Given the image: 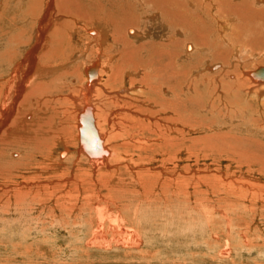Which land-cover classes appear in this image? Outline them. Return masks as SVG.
<instances>
[{"label": "rangeland", "instance_id": "374dc122", "mask_svg": "<svg viewBox=\"0 0 264 264\" xmlns=\"http://www.w3.org/2000/svg\"><path fill=\"white\" fill-rule=\"evenodd\" d=\"M60 1L61 0H54V7L56 10L53 11V15H55H48L47 21L49 20L50 25L48 24L47 26H44V29H47H45L46 33L43 36L40 35V38L38 40L36 39V36L34 34H40H38V28H40V26L42 25L41 20L43 19L41 17L45 19L47 0H0V81L8 78L13 70L14 64L21 62L24 55L32 48H35V46L36 50L38 49V51L36 52L37 58L39 57L38 60H41L44 57V59L39 62L43 64V67H46L45 70L42 69L43 71H41L40 74L39 72L38 74L36 73L37 75H35L34 77L35 81L34 78L33 80H31L32 87H30V90H32L34 86L39 87V89L37 88L31 91L33 95L34 93H38V96L35 97L30 95L28 104L31 108L27 105V108L29 110L28 113L32 112L33 115H31L32 117H29L31 121H33L31 125H29V127L33 128L34 126L36 132L32 129H30V132L29 130L28 132H21L23 138H26L29 144L27 141H21L18 144H11L13 145L12 150V148L8 147L10 144V138L7 139V142L0 141V176L3 175L13 177L14 181L16 182H20L21 176H29L31 174H35V172L37 173L39 171L38 166H49L53 164L51 162L54 159H43L41 153L43 152L44 155H47L48 152L52 150V152L54 151L52 156L53 158H56L58 151L60 152L61 150H64L62 145H59L58 143L56 144L54 139L51 137L59 134L62 127L66 128V132L64 134L67 135L72 145V147L69 148L71 152H69V154L67 155V157L69 159L71 158V160L67 161L65 166H68V168L70 167V171L71 169H73L72 171L74 172L76 171V167L71 166V164L73 162L72 160H75V157H78V154L76 152L78 141L76 140L75 136L77 134V130L75 128V125L77 124L75 115H77L79 103L75 98H73V96H71V93H73L72 89L79 90V88L81 89V87L85 85L84 83H87L88 79L86 78L87 75H85L84 67H87L98 58L104 59L107 57H104V49L100 47L101 45H99L94 40V38H92V36L88 32H86V28L89 26H86V22L78 19L79 24H72L73 18H70L71 15H68V13H75L78 8H81V5L78 4L76 0H71V2L70 0ZM105 1L106 0H103V2ZM124 1L125 8H120V11L124 9V13L130 16H134V14L136 16H140H134V18L136 19L134 21V24L132 25L130 24L125 27L112 25L111 30L113 29L117 32H120L118 35L122 33L125 34L129 39H134V41H132L134 42L132 43V45L135 44V46H137L144 43L145 49H149L153 45V42H155L154 44H160L168 39L169 31L167 32V30L162 28L159 22L155 23L157 22L158 18L154 17L153 14L151 15V13L153 12V7L150 4H147L142 0L139 1L140 3L138 2V0ZM231 1L234 2L231 4L234 6L236 5V3L239 4L242 0ZM249 2H252L253 6H255L256 9H261L262 7L264 8V2L262 1L258 2L257 0H249ZM55 3H60V7L58 8L59 5H57L56 7ZM73 3L74 5L76 4V6H74ZM245 3L248 4V2ZM245 3L243 2L241 5H244ZM129 4H132V6H130ZM142 6H144V8ZM145 6H147V8H145ZM31 7H33L34 9H32ZM90 7V10L93 9L92 6ZM130 7L132 8V10H130ZM227 8L229 9L230 6H226L225 9ZM87 9H89V6H87ZM125 9L127 11H125ZM57 10L58 12H56ZM113 10L114 8L111 9V11ZM114 11L115 14L113 13ZM114 11L112 12V16L115 17L116 15L119 17L121 15L119 9V12H117L116 10ZM34 12H37L36 15H34ZM63 13L65 15H63ZM116 13H120V15ZM229 15V22H233V25H239V22H242H240L242 28L239 29V31L242 30L243 32H237L238 30L234 31L230 28L225 36L223 34L218 36L219 40L217 38L216 39L219 41V43L217 42L218 45L216 43V48L215 46L212 48V50L215 48L213 50V52L215 53V57H213L212 53H209L211 52L210 48L207 47L203 49L204 51L197 48V51H199L197 52L195 50L196 55H198L197 60H201V58L204 57L203 63L200 64L201 67L196 69H192L191 67L190 69L185 70L184 74L179 76L178 79L172 80L175 88L178 90L177 92H175L176 95H172V100H176L175 102L177 103H179L178 101L184 100L181 103L182 105L179 103V113L181 112L180 114L183 117L185 114V117L188 118V120L190 119L189 121L187 120L188 123H194L195 125H197L194 128L187 127L185 133H187V135H189L190 137L197 138L198 141L195 138L194 141H192L191 138L189 139V143H191H188L189 145H187V147H181L182 145H176V148L168 147L165 150V154H169L164 155L165 157L161 154H158V156L160 155L158 157L155 156L156 153L153 150L154 148L157 149V141L156 139H154V137H152L149 141L151 143L149 144L152 145V148L149 150V152L144 153V155L146 156L149 153L147 157H143L141 159H138L139 157H136L132 161H130L129 159H123L124 162L122 160H120L119 162H114L115 164L119 165L120 169H122L121 173L124 175L120 176L126 178L127 183L124 185L122 184V186L131 187L135 185L136 187V184H132V181L134 180L133 178H136V174L139 170H142L141 172L144 171L145 179H149L148 184H145V187H138L139 192H137V194L136 192L135 194L134 192H128L131 194V196L127 192L122 193L116 191L115 193V188L118 187V184H113L114 181H112L111 183L109 182L108 176L110 175L108 173L107 175H98L99 173H95L94 175L93 172L90 171L91 168L86 165V157H81L83 161H81L80 165L78 166H81V168L85 167L84 169L86 170L89 169L86 171V173L85 170H83L82 173L80 172V174H85V176L88 173V178L87 176H82L80 182L82 183V178L90 180V183H88V181L86 180L85 184V187L88 186L89 188H91V184L93 186L96 182H98V188H102L100 189L101 193L99 192V194L97 192L86 193L82 190V188L79 189H81L83 192H80L77 189V191H74L73 189L72 192H69V195L67 194L68 192H65V194L64 192L60 191L39 192L40 194L38 192H31V194L30 192H21V194L20 192H13V189L11 190V192H7L6 186L5 188H2L3 185L1 184V182L3 183V181L0 178V264H264V147L262 148L259 144L253 141V139H257L261 142H264V85L262 86L264 80H258L254 77L253 79L250 74L258 67L264 66V18L255 16L254 18L256 19H253V14L249 13L248 17H246L245 19L250 20L245 21V19L240 20L239 16H233L235 14ZM123 18L124 16L121 15V21L123 20ZM231 18H233L232 20L234 21H232ZM61 19L62 22H64L62 24L56 25L55 23H58ZM66 19H68L69 21ZM243 23H245V25ZM67 24L69 25L68 28ZM123 24L126 25V23ZM75 27L77 31H75ZM129 28H135L142 32V38H140V36L133 37L130 33L128 34ZM57 30H59V33ZM60 30L62 32H60ZM52 34L56 36L57 40L63 38L64 41L62 40L63 42L60 43L56 40L55 42V37ZM111 35L112 33L110 32V40L108 39L107 46L108 48L109 46H111L110 51H113L112 55L113 53L117 55L118 52H115V50L112 49H115V47L117 46L119 49H117L116 47V51H119L121 49V46L115 44V41H113V39H115L116 36ZM227 35H229V37ZM60 36H62V38H59ZM89 36H91L90 41ZM240 36L242 37V39L237 40V38H241ZM178 37L181 36H177V38ZM43 40L45 43L43 42ZM135 40H137L138 43L135 42ZM223 40L226 42H224ZM48 42L50 44H48ZM41 43L45 44V47L42 46ZM191 43L193 44L195 42L192 41ZM60 44L63 46H61ZM70 44H72L73 46ZM51 46L58 50V54L60 55L59 57H52L49 55V53H46L48 52L46 48H52ZM60 46L61 48H58ZM85 47L87 48V50ZM39 49H41L40 53ZM177 49H179V47ZM44 52L46 53V56ZM90 52L93 54H91ZM8 53H10V55H8ZM148 55L150 54H147V52L143 51V55L139 54L140 57H138L137 59L141 62L142 57ZM4 56L5 58H2ZM205 57L210 59H208L207 61V58L205 59ZM54 58L57 59L54 60ZM118 58L115 57L114 62H118L117 64L119 65L121 64V59L119 60ZM164 59L167 60L166 58ZM8 60L11 61L9 62ZM149 60L151 62V60L153 59L149 57ZM185 61L187 63L190 62V64H192L191 62H193L196 65L194 59H191L190 61L186 58V56L183 55L180 63L177 64V66L179 65L177 67V71H180V68L183 69V66H190V64H187ZM44 63L48 66L49 64L54 66L56 65V63H59L61 65L59 68L61 70L64 69V71H61L60 69L57 71H55V69L51 70V66H44ZM152 65H154V63ZM157 65L158 64H155V66ZM126 66L124 67L125 69ZM155 66L152 67L155 68ZM65 67H67V69ZM211 67L218 68L212 70ZM207 68H209L211 71ZM207 70L209 71L207 72ZM105 72H103L102 76L103 83L106 82V80H108L109 78L108 74ZM204 72L206 74H201ZM143 74L144 69L142 71V74L140 75H142L143 77ZM38 75L42 76L39 77ZM140 75L138 76V78H140ZM125 76L126 75H124L123 77ZM207 76L209 77L207 78ZM248 76H251V79ZM191 77H194L192 80L194 83L191 82V86H189L188 88L184 87L181 83L183 82L187 84L189 79H192ZM197 78L199 79V82ZM237 78L241 81H244L245 83V87H243L242 90L235 89L236 83L234 84V82H236ZM51 80L56 81V84L55 82L52 83ZM200 80H202V83ZM221 81L223 84L221 83ZM49 82L51 83V85L47 84ZM127 86H129V84ZM227 86L233 89L231 90V88H227ZM200 88L203 90H201ZM222 89L224 90V92L222 91ZM227 89L230 90V92H228ZM37 90L40 92H38ZM145 90V88L138 85L136 91L133 92V94L135 93L140 95L137 100H142L141 93ZM200 90L201 92L203 91L202 94ZM204 90H207L209 94L207 91L204 92ZM219 91L221 93H219ZM117 93L118 92H112L109 97ZM193 94L195 95L193 96ZM197 94L199 96L202 95L203 100ZM219 94L222 95V99L220 98L221 95ZM134 95L131 96V98L136 97ZM39 96H42L41 100ZM190 97H193L194 101L196 100L195 102L197 103L191 101ZM198 97L201 98V100ZM44 99L47 101V103H42V101L46 102ZM69 99L73 101L71 102ZM134 99L135 98H129L127 100L131 101H129V103H131V107L137 108V102L135 103ZM200 101H202L201 104ZM207 101H209V103ZM212 101L217 104L214 107L215 109H212L213 106L211 107ZM34 102L35 104H33ZM192 102L199 106H196L199 109L202 106H205V110L203 108L201 110H194L193 106L191 105ZM204 102L205 104H202ZM238 103H240V106ZM55 104H57V106ZM139 104L141 105V107H139V109L141 110L140 112H147L145 110H147L146 108L149 107L147 105H144L142 102H140ZM207 105H209L210 109ZM63 108L64 110H66L64 111ZM68 108H70L71 110ZM34 109H37L39 111H35ZM115 109L116 108L113 106L108 107V112H111L113 117L116 114ZM151 109H153V107ZM181 109L184 111L183 113ZM57 112L59 113L57 114ZM74 112H76V114ZM127 112L135 114L133 110L132 112ZM67 113L68 115H66ZM161 114L164 115L163 113ZM60 115L62 117H59ZM162 115L159 116L162 117ZM41 116L44 117V120H41ZM69 116L70 118L74 116V118H71L70 120ZM23 117L20 120L21 122L24 120ZM57 117H59L58 120L62 124H58L59 121L57 120ZM185 117L184 119H186ZM64 119H68V121H64ZM56 120L58 123H56ZM118 121L120 120L118 119ZM65 123H70L69 125L71 126L66 127L68 126V124ZM181 127L182 125L177 126V128ZM107 128L113 129L111 126H108ZM55 129L58 132H55ZM38 130L42 131L40 133L42 135L43 131H47L46 133L47 135L49 134L48 136H50V138L47 139L46 142L43 141V143L41 141L42 137L39 136L40 134ZM189 130L191 132H189ZM0 137L2 139L4 138L2 134L0 135ZM121 138L122 137L118 139L119 143L128 140L125 134L124 137L122 139ZM25 144L27 145V147L25 146ZM38 145L40 148L38 147ZM73 145H75V147ZM32 146L35 148V150L34 148H32ZM49 146L51 147L49 148ZM55 146L57 147V149L55 148ZM259 147H261V149ZM8 149L11 150L9 151ZM11 151L20 153L18 154V156H15ZM188 153L192 154L189 155ZM85 154L88 156L87 153ZM245 156H247L246 159ZM259 156L261 158L260 160L258 159ZM31 157L33 160L31 159ZM150 159L152 163L151 161H149ZM48 160L50 161V163L48 162ZM260 161L262 165L260 164ZM130 162L133 163L131 165L132 167L135 166L132 170H130L131 166L128 167V164H131ZM137 164L138 166H136ZM140 167L142 168L140 169ZM159 169L160 173L158 174ZM19 171H21V173H18ZM130 171L132 172L130 173ZM148 172L152 176H149ZM163 172L166 173L164 174ZM103 173L105 174L106 172ZM162 173L164 174V176H161L163 175ZM167 173L170 174V176ZM157 174L158 176H156ZM98 177H100L101 179H99ZM93 178H98V180L95 181L93 180ZM73 180L75 181L74 178L71 181ZM105 181H107V183H105ZM151 181L153 182L154 186L157 185V190L155 192L150 191L152 190L151 187H153L151 186ZM163 183H165V186H162ZM101 185L104 186L102 187ZM166 186H168L169 188ZM183 186H186L188 188V192L182 193L180 191ZM107 188L108 190H106ZM2 189L6 192H4ZM169 190H171L172 192ZM178 190L179 193L173 195V192H178ZM76 192L78 195L76 194ZM48 193L49 195H47ZM61 194L64 195L62 196ZM153 194H155L156 196H154ZM35 195L40 196H38L39 198H37ZM140 195L142 196L140 197ZM15 198H20V200L18 199V201H16ZM104 198L106 199V201ZM107 198H110V200ZM111 199L112 201L117 202L116 205H114L113 202L111 203ZM30 200L31 202H28ZM152 200H154L155 202ZM24 201H26L27 203H24ZM96 201L99 203L101 202L102 204H99ZM39 202H41L42 204ZM43 202H45V204ZM63 202L66 203H64L66 206L63 204ZM118 202L120 205L119 207ZM53 203L54 205H52ZM60 203L63 204V207H61L62 205H60ZM30 204L32 205V207L30 206ZM48 205H50V208H48ZM64 207H66V209ZM59 208L62 210L59 211ZM74 208L78 209L76 210ZM98 208H104L106 210L111 208L114 217L118 214H122V217L126 219V222L123 221L124 225H121L120 221L114 223L109 218L103 219V221L99 220ZM63 210L66 211L64 212ZM81 210L82 212L84 211V214L80 212ZM48 212L51 214L50 216L52 218L48 216ZM65 213L72 215L70 216ZM88 216L89 218H87ZM63 218H66L65 221L67 223L63 220ZM70 220L71 222H68ZM74 220L77 221L75 222ZM99 221H102L103 223L100 224ZM96 228L97 231H94L96 230ZM98 229L102 231V233ZM95 232L99 233L101 236L99 234L95 235ZM131 235L133 236L131 237Z\"/></svg>", "mask_w": 264, "mask_h": 264}, {"label": "bare ground", "instance_id": "6f19581e", "mask_svg": "<svg viewBox=\"0 0 264 264\" xmlns=\"http://www.w3.org/2000/svg\"><path fill=\"white\" fill-rule=\"evenodd\" d=\"M41 1V0H40ZM62 1V0H61ZM60 1V2H61ZM65 1V0H63ZM129 1V0H127ZM133 1V0H132ZM137 1V0H136ZM135 1V2H136ZM140 0H138L139 2ZM143 2L150 4L153 7V12L151 13V15L153 14L154 17L158 18L157 22L155 23H160V26L162 28H164L165 30H167V32L169 31V35H168V39H166L163 43L160 44H154L155 42H153V45L149 48V49H145V44H140L135 46L132 45V41L131 39H129L125 34H120L118 35L120 32H117L115 30H111V26L115 25V26H120V27H125L128 25H132L134 24V21L136 18H134V16H136L134 14V16H130L126 13H124V9H122L121 12L120 8H125L124 7V0H106L105 2H103V0H76V2L78 4L81 5V8L75 12V13H68V15H71L70 18H73V22L72 24H79V20H83L84 22L87 23L86 26H88L86 29L92 38H94V40L101 45L100 47H102L104 49L103 51V55L104 57L107 56L106 58L102 59V58H98L96 59L94 62H92L91 64H89L87 67H84V72L85 75H87V83H84L85 85H83V87H81V89L79 88V90L77 89H72L71 96H73V98H75L77 100V102L79 103V109L77 110V115H75L76 117V121L77 124L74 126L77 130V134L76 136V140L78 141V145L76 148V152L78 154V157H75V160H72V164L71 166L76 167L75 168V172L72 171L73 169H71V171L69 170L68 166H65L67 161L71 160V158L69 159L67 157V155L69 154V152H71L69 150L70 147H72L71 145V141H69L68 137L66 134H64L66 132V128L62 127V129H60V133L55 135L54 137L51 136L54 141L56 142V144L58 143L59 145H62L64 150H61L60 152L58 151L57 153V157L53 158V153L52 150H50L48 152L47 155H44L43 152L41 153L43 156V159H49L52 160L54 159L51 163V165L49 166H38V172L35 174H31V175H24L20 177V182H16L14 181L13 177H9V176H0L1 180L3 181V183L1 182V184L3 185L2 188H5V186L7 187V192H11V190L14 189L13 192H68L67 194L69 195V192H72V190L74 189V191L79 190L80 192H97L99 194V192L101 193L100 189H102L100 187V189L98 188V182H96L93 186L91 184V188H89L88 186L85 187L86 185V180L85 178H82V183L80 182V179L82 176H85L80 174V172L82 173L83 170H85V173L87 170L89 169H84L85 167L81 168L80 162L83 161V159H81V157H86V165L88 167L91 168V172H93V174L95 175V173H99L98 175H107V173L110 175L109 177V182L111 183L112 181L113 184H118V187H113L115 188V193L116 191L119 192H139V186H143L145 187V184H148L149 179H145L144 177V171L141 172L142 170H139L136 174V178H133L134 180L132 181V184L135 183L134 186L131 187H135V188H131V187H127V186H122V184H126V178L125 177H121L120 175H124L121 173V170L119 165L115 164L114 162H119L120 160L123 161V159L126 160H134L136 157H139L138 159H141L143 157H147L149 155V153L146 155H144V153L149 152V150L152 148V145H150L151 143L149 142L151 140L152 137H154V139H156L157 143V149L154 148V152L156 153L155 156H158V154H161L162 156L167 155L169 153L165 154V150L168 147H173L176 148V145H182L181 147H187V145H189V139L192 138V141H194L193 137H190L189 135H187L186 132V128L187 127H195L197 125H195L194 123H188V118L184 117L186 119H184V117L179 113L178 109L179 108V103L181 104L182 101H178L179 103L175 102L174 100H172V95H176L175 92H177L178 90L175 88V85L173 83L172 80H176L178 79L179 76L183 75L185 70H188L192 67V69H196L201 67L200 64L203 63L204 57L201 58V60H197V56L196 55V51L198 49H205V48H210L213 57H215V53L213 52V50L217 47L215 46L216 43H219V38L218 36H220L221 34H223L224 36L227 34V31L230 30V28L232 30H238L237 32H241L239 31V29L242 28V25L239 22V25H233V22L230 23L228 18L229 14H235L233 16H239L240 20L245 19L246 17H248L249 13L253 14V19L255 16L258 17H263L264 18V8L262 7L261 9H256L255 6H253L252 2H249V0H240L242 3L244 2H248V4H244L241 5L242 3L240 2L239 4L236 3V5H231L232 3H234L231 0H142ZM258 2H264V0H257ZM37 2V1H36ZM46 2V1H45ZM56 2V1H55ZM59 2V1H58ZM71 2V0H70ZM75 2V3H76ZM131 2V1H130ZM236 2V1H235ZM238 2V1H237ZM256 2V1H255ZM132 3V2H131ZM140 3V2H139ZM144 3V4H145ZM56 4V3H55ZM66 4V2H65ZM128 4V3H127ZM146 4V5H147ZM58 6V8L60 7V3L56 4V7ZM68 5H69V1H68ZM74 5V3H73ZM130 5V4H129ZM141 5V4H140ZM225 5V7H224ZM67 6V5H66ZM76 6V4L74 5ZM87 6H89V9H87ZM90 6L93 7V9L90 10ZM132 6V4L130 5ZM226 6H230V8L225 9ZM144 8V6H142ZM30 8V7H29ZM32 9H34L33 7H31ZM77 8V7H75ZM116 10L117 12L120 11L121 15L124 16L123 20L121 21L120 19V13H116L118 15H120L119 17L115 15L112 16V12L111 9ZM145 8H147V6H145ZM40 9V8H39ZM62 9V8H61ZM59 9V10H61ZM72 9V8H71ZM85 9V10H83ZM119 9V11H118ZM134 9V6H133ZM45 10V9H44ZM56 10L54 7V0H47V4H46V12H45V19L43 17H41L43 20H41L42 25L40 26V28H38V34L36 35V39L39 40L40 35L43 36L46 33V30L44 29V26H47L49 24V20L47 21V17L48 15H53V11ZM70 10V9H69ZM76 10V9H75ZM130 10H132V8L130 7ZM125 11H127L125 9ZM129 11V10H128ZM33 12V11H32ZM41 12V11H40ZM58 12V10L56 11ZM64 12V11H63ZM136 12V11H135ZM227 12V13H226ZM37 13V12H36ZM36 13L34 12V15H36ZM55 13V12H54ZM111 13V14H110ZM115 14V11L113 12ZM61 14V13H60ZM131 14V13H130ZM30 15V14H29ZM55 15V14H54ZM53 15V16H54ZM63 15H65L63 13ZM33 16V15H32ZM44 16V15H43ZM51 16V17H53ZM140 16V15H138ZM136 16V17H138ZM230 16V15H229ZM57 17V16H56ZM59 17V16H58ZM232 17V16H231ZM33 18V17H32ZM55 18V17H54ZM53 18V19H54ZM68 18V17H67ZM228 18V19H227ZM31 19V18H30ZM52 19V20H53ZM139 19V18H138ZM160 19V20H159ZM233 18H231L232 20ZM239 19V18H238ZM249 19V18H248ZM33 20V19H32ZM31 20V21H32ZM39 20V19H38ZM37 20V21H38ZM58 20V19H57ZM68 20V19H66ZM71 20V19H70ZM159 20V21H158ZM250 20V19H249ZM247 19H245V21H249ZM69 21V20H68ZM67 21V22H68ZM121 21V22H120ZM133 21V22H132ZM234 21V20H232ZM252 21V20H251ZM250 21V22H251ZM40 22V23H41ZM61 22V23H60ZM64 22V21H63ZM62 19L59 20L58 23H55L56 25L62 24ZM150 22V21H149ZM249 22V24H250ZM123 23H126L123 24ZM242 23V22H241ZM246 23V22H245ZM245 23H243L245 25ZM53 24V23H52ZM85 24V23H82ZM38 25V24H36ZM50 25V24H49ZM68 25V24H67ZM70 25V23H69ZM69 25L67 26V28L69 27ZM250 26V25H249ZM245 27V26H244ZM243 27V28H244ZM247 27V24H246ZM248 29V28H247ZM263 29V28H262ZM49 30V28H48ZM56 30V29H55ZM244 30V29H243ZM54 31V30H53ZM59 33V30H57ZM65 31V30H64ZM74 31V30H73ZM75 31L76 27H75ZM233 31V32H234ZM259 31V30H258ZM36 32V31H35ZM48 32V31H47ZM60 32H62L60 30ZM110 32L112 33L111 36H116L113 37L115 39H113V41H115V44L121 46V49L119 51H116V47L115 52H118V54H114L112 55V52L110 51L111 46H109L108 48V39L110 38ZM172 32V35H171ZM232 32V34H233ZM243 32V31H242ZM260 32V31H259ZM262 32V31H261ZM37 33V32H36ZM131 34L133 37L134 36H140V38H142L141 34L142 32H140L139 30L135 29V28H129L128 30V34ZM236 33V32H235ZM166 34V32H165ZM241 34V33H239ZM54 35V34H52ZM51 35V36H52ZM56 35V33H55ZM55 37V42L57 40L56 36ZM58 35V34H57ZM145 35V34H144ZM171 35V36H170ZM258 35V34H257ZM89 36V38L91 37ZM170 36V37H169ZM177 36H181L178 37ZM229 37V35H227ZM137 37V38H138ZM163 37V36H162ZM241 37V36H240ZM50 38V37H49ZM59 38H62V36H60ZM132 38V37H131ZM135 38V39H137ZM166 38V37H164ZM218 40H217V39ZM221 38V37H220ZM263 38V37H262ZM10 39V38H9ZM35 39V41H36ZM51 39V38H50ZM65 39V38H64ZM71 39V38H70ZM242 39L241 38H237V40ZM34 40V39H33ZM42 40V38H41ZM54 40H53V44H54ZM62 39L57 40L58 42H63ZM88 40V39H87ZM91 40V38L89 39V41ZM110 40V39H109ZM194 41L195 43H191L192 41ZM217 40V41H215ZM222 40V39H221ZM236 40V39H235ZM12 41V39H11ZM14 41V39H13ZM75 41V40H74ZM93 41V39H92ZM224 41V40H223ZM250 41V40H249ZM260 41V40H259ZM16 42V41H15ZM42 42V41H41ZM44 42V40H43ZM72 42V41H71ZM135 42H137V40H135ZM226 42V41H224ZM248 42V41H247ZM34 43V42H33ZM45 43V42H44ZM107 43V44H106ZM138 43V42H137ZM217 43V45H218ZM232 43V42H231ZM237 43V42H236ZM241 43V42H240ZM263 43V42H262ZM42 44V43H41ZM40 44V46H41ZM48 44H50L48 42ZM46 44V45H48ZM88 44V43H87ZM86 44V45H87ZM147 44V43H146ZM224 44V43H223ZM242 44V43H241ZM52 45V44H51ZM61 45V44H60ZM72 45V44H70ZM85 45V44H84ZM230 45V43H229ZM233 45V44H231ZM23 46V45H22ZM35 46V45H34ZM38 46V45H37ZM42 46L45 47V44H42ZM63 46V45H61ZM58 47V48H61ZM73 46V45H72ZM132 46V47H131ZM215 46V48L212 50V48ZM52 47V46H51ZM55 47V46H54ZM98 47V46H97ZM147 47V45H146ZM179 47V49H177ZM239 47V46H238ZM237 47V48H238ZM49 48V49H48ZM64 48V47H63ZM62 48V49H63ZM77 48V47H76ZM86 48V47H85ZM92 48V47H91ZM198 48V49H197ZM236 48V49H237ZM30 49V48H29ZM42 49V47H41ZM39 49V53L40 50ZM72 49V48H71ZM90 49V48H89ZM117 49H119L117 47ZM45 50V49H43ZM46 50H48L50 56H55V57H59L60 55L58 54V50H56L55 48H50L47 47ZM74 50V49H73ZM87 50V48H86ZM92 50V49H91ZM196 50V51H195ZM209 50V49H207ZM11 51V50H10ZM9 51V52H10ZM14 51V50H13ZM38 51V49L36 50V46L35 48H32L31 50H29L23 57V60L21 62L15 63L13 66V70L11 72V74L9 75L8 78H6L5 80L3 79V81H0V135L2 134V136L4 137L3 139L0 137V141L2 142H7L10 138L9 141V148H12L14 143H19V142H24L28 140L26 138H23V135L21 134V132L25 131V132H30V129L34 130V126L33 128H30L29 125H31V123L33 121H31V119L29 117H32V112L28 113L29 110L27 108L30 107V105L28 104L29 100H30V95L32 96H38V93H34V95L32 94L31 91H33V89H39L38 86H34L32 88V90H30L31 86V80H33V78L35 77V75L40 74L41 71L45 70L46 67H43V64L39 61L43 60L44 57L41 60H38L39 57L37 58L36 52ZM63 51V50H62ZM65 51V50H64ZM68 51V50H67ZM81 51V50H80ZM143 51L147 52V54L149 57H151L153 60H149L148 56H144L142 57L141 62L137 59L139 56V54L143 55ZM195 51V52H194ZM204 51V50H203ZM120 52V53H119ZM199 52V51H197ZM6 53V52H4ZM45 53V52H44ZM45 53V56H46ZM85 53V52H84ZM91 53V52H90ZM93 54V53H91ZM100 54V53H99ZM8 55H10V53H8ZM7 55V56H8ZM12 55V53H11ZM43 55V54H42ZM48 55V56H49ZM78 55V54H77ZM186 56V58L188 60L191 61V59L195 60V63L191 62L192 64H190V62H186L187 64H190V66H183V69L180 68V71H177V64L180 63V60L182 59V56ZM211 55V56H212ZM2 56V55H1ZM101 56V55H100ZM205 56V55H204ZM207 56V55H206ZM210 56V57H211ZM10 57V56H9ZM103 57V56H102ZM115 57H119L118 59H121V64H117L114 62ZM208 57V56H207ZM205 57V59L207 58ZM2 58H5L2 57ZM41 58V56H40ZM61 58V57H60ZM164 58H166L167 60H165ZM212 58V57H211ZM57 59V58H56ZM54 58V60H56ZM59 59V58H58ZM62 59V58H61ZM60 59V60H61ZM71 59V58H70ZM108 59V60H106ZM207 58L206 60L208 61ZM6 60V59H5ZM48 60V59H47ZM63 60V59H62ZM74 60V59H73ZM186 60V59H185ZM197 60V61H196ZM7 61V60H6ZM9 62L11 60H8ZM76 61V59H75ZM73 61V62H75ZM88 61V60H87ZM177 61V63H176ZM179 61V62H178ZM45 62V61H44ZM49 62V61H48ZM70 63V62H69ZM68 63V64H69ZM72 63V62H71ZM105 65H104V64ZM154 63V65H152ZM207 63V62H206ZM205 63V64H206ZM77 64V63H76ZM117 64V65H116ZM144 64V65H143ZM155 64H158L157 66H155ZM127 65V66H126ZM208 65V64H207ZM44 66H51V70L55 69V71L59 70L60 68V64L56 63V65H45ZM74 66V65H73ZM126 66V69L124 68ZM152 66H155V68H153ZM76 67V66H75ZM79 67V66H78ZM77 67V68H78ZM207 67V66H206ZM67 69V67H65ZM70 68V67H69ZM104 68V70H103ZM212 70L213 69H217L218 67H211ZM43 69V70H42ZM49 69V70H50ZM74 69V68H73ZM76 69V68H75ZM144 69V74L143 77L142 75V71ZM205 69V68H204ZM209 69V68H207ZM61 70V69H60ZM210 70V69H209ZM207 70V72L209 71ZM61 71H64V69H62ZM60 71V72H61ZM106 71V72H105ZM203 71V70H202ZM205 71V70H204ZM211 71V70H210ZM49 72V71H48ZM52 72V71H51ZM103 72L107 73L109 78L108 80H106V82L103 83L102 81V76H103ZM201 72V71H200ZM37 73V74H36ZM54 73V72H53ZM56 73V72H55ZM71 73V72H70ZM60 74V73H59ZM199 74V73H198ZM201 74H206L201 73ZM213 74V73H212ZM251 76L253 75L252 73H250ZM249 74V75H250ZM52 75V74H51ZM57 75V74H56ZM124 75H126L125 77H123ZM140 75V78H138V76ZM208 75V74H207ZM39 76V75H38ZM42 76V75H41ZM39 76V77H41ZM45 76V75H44ZM83 76V75H82ZM229 76V75H228ZM251 76L249 77L251 79ZM69 77V76H68ZM107 77V76H105ZM196 77V76H195ZM202 77V76H201ZM205 77V76H203ZM209 76H207L208 78ZM215 77V76H214ZM236 77V76H235ZM44 78V77H42ZM49 78V77H48ZM59 78V77H58ZM104 78V77H103ZM192 78V77H191ZM194 78V77H193ZM193 78L188 81V85L186 83H181L184 87L188 88L189 86H191V82L194 83L192 80ZM213 78V76H212ZM253 78V76H252ZM198 79V78H197ZM211 79V78H210ZM254 79V78H253ZM258 80H263L260 78H255ZM104 80V81H105ZM220 80V79H219ZM236 80V79H235ZM35 81V78H34ZM33 81V82H34ZM50 81V79H49ZM52 81V80H51ZM85 81V80H84ZM202 83V80H200ZM210 81V80H209ZM37 82V80H36ZM56 81H52V83ZM199 82V79H198ZM217 82V81H216ZM210 83V82H209ZM212 83V81H211ZM222 83V81H221ZM236 83V84H235ZM36 84V83H35ZM43 84V83H42ZM50 84L51 83H47ZM62 84V83H61ZM129 84V86L127 85ZM199 84V83H198ZM223 84V83H222ZM235 84V89H239L242 90L243 87H245V83L244 81H241L237 78L236 82H234ZM233 84V85H234ZM38 85V84H37ZM46 85V84H45ZM138 85L142 86L143 88H145L146 90L143 91L141 94V98L142 100L139 101L137 100L138 97L140 96L139 94H133V92L136 91ZM232 85V87H233ZM264 85V82L262 83V86ZM40 86V85H39ZM53 86V85H52ZM61 86V85H59ZM57 86V87H59ZM193 86V85H192ZM199 86V85H198ZM210 86V84H209ZM215 86V85H214ZM226 86V85H225ZM56 87V88H57ZM195 87V86H194ZM218 87V86H217ZM221 87V86H220ZM229 86H227L228 88ZM64 88V87H63ZM231 88V87H229ZM51 89V88H50ZM199 89V88H196ZM195 89V90H196ZM201 89V88H200ZM221 89V88H219ZM233 88H231L232 90ZM30 90V91H29ZM45 90V89H44ZM59 90V89H58ZM117 90V91H115ZM193 90V89H192ZM203 90V89H201ZM200 90V92H201ZM211 90V89H210ZM38 91V90H37ZM47 91V90H46ZM44 91V92H46ZM54 91V90H51ZM56 91V90H55ZM64 91V90H63ZM194 91V90H193ZM197 91V90H196ZM207 90H204V92ZM222 91L224 92V90L222 89ZM226 91V88H225ZM228 92H230V90L227 89ZM40 92V91H38ZM112 92H118L115 95H111L109 97V95ZM195 92V91H194ZM199 92V91H198ZM208 92V91H207ZM215 92V91H214ZM222 92V93H223ZM48 93V92H46ZM51 93V92H50ZM165 93V94H164ZM203 93V91L201 92V94ZM219 93H221L219 91ZM40 94V93H39ZM42 94V92H41ZM205 94V93H204ZM209 94V92H208ZM213 94V93H212ZM235 94V93H232ZM230 94V95H232ZM249 94V93H248ZM48 95V94H47ZM56 95V94H55ZM136 96L133 97L135 98V103L137 108L139 109V107H141V105L139 104L140 102H142L144 105H147L149 108H146L147 112H140L141 110L136 108V107H131V103H129V101L127 99H133L131 98V96ZM165 95V96H164ZM185 95V94H184ZM195 94H193L194 96ZM198 95V94H197ZM218 95V94H217ZM221 95V94H219ZM31 96V97H32ZM70 96V95H69ZM199 96V95H198ZM206 96V95H205ZM208 96V95H207ZM225 96V95H224ZM236 96V95H235ZM33 97V98H34ZM40 97V96H39ZM67 97V96H66ZM197 97V96H196ZM202 98V95L199 96ZM198 97V98H199ZM212 97V96H210ZM228 97V96H227ZM237 97V96H236ZM32 98V99H33ZM42 96L40 97L41 100ZM55 98V97H54ZM53 98V99H54ZM58 98V97H57ZM60 98V97H59ZM176 98V97H175ZM201 98H199L201 100ZM214 98V97H213ZM221 99L223 98L222 95L220 97ZM219 98V100H220ZM232 98V97H231ZM238 98V97H237ZM31 99V100H32ZM46 99V98H45ZM44 99V100H45ZM191 101H194V98L190 97ZM205 99V98H204ZM211 99V98H210ZM225 99V98H224ZM39 100V99H38ZM39 100V101H40ZM59 100V99H58ZM70 100V99H69ZM187 100V99H186ZM203 100V98H202ZM213 100V99H212ZM218 100V101H219ZM226 100V99H225ZM229 100V99H228ZM35 101V100H34ZM46 101V100H45ZM53 101V100H52ZM56 101V100H55ZM54 101V102H55ZM71 101V100H70ZM73 101V100H72ZM71 101V102H72ZM196 101V100H195ZM194 101V102H195ZM198 101V99H197ZM211 101V100H210ZM216 101V100H215ZM51 102V101H50ZM49 102V104H50ZM53 102V103H54ZM67 102V101H66ZM75 102V101H74ZM131 102V101H130ZM134 102V101H133ZM192 102V106L194 108V110H201L202 108L205 110V106H202L200 109L197 108L199 106H197L195 103L197 102ZM202 101H200L201 104ZM209 103V101H207ZM222 102V101H221ZM229 102V101H228ZM39 103V102H38ZM36 103V104H38ZM42 103H47L43 102ZM56 103V102H55ZM63 103V102H62ZM61 103V105H62ZM68 103V102H67ZM66 103V104H67ZM226 103V102H225ZM35 104V102L33 103ZM58 104V102H57ZM57 104H55L57 106ZM72 104V103H70ZM188 104V103H187ZM202 104H205L202 103ZM233 104V103H232ZM240 106V103H238ZM264 104V102H263ZM45 105V104H44ZM53 105V104H52ZM76 105V104H75ZM134 105V104H133ZM182 105V104H181ZM215 105H217L216 103H214L213 101L211 102V107L212 109L215 107ZM36 106V105H35ZM47 106V105H46ZM51 106V105H50ZM109 106H113L115 107V111L116 114L113 117L111 112H108V107ZM178 106V108H177ZM197 106V107H196ZM209 108V105H207ZM264 106V105H263ZM49 107V106H48ZM60 107V105H59ZM66 107V106H65ZM144 107V106H143ZM153 107V109H151ZM184 107V106H183ZM182 107V109H183ZM248 107V106H247ZM27 108V109H26ZM31 108V107H30ZM41 108V106H40ZM55 108V107H54ZM186 108V106H185ZM217 108V107H216ZM25 109V110H24ZM39 109V108H38ZM53 109V108H52ZM70 109V108H68ZM181 109V110H182ZM190 109V107H189ZM188 109V110H189ZM210 109V108H209ZM215 109V108H214ZM35 110V109H34ZM33 110V111H34ZM37 110V109H36ZM35 110V111H36ZM44 110V109H43ZM48 110V109H46ZM50 110V108H49ZM64 110V108H63ZM66 110V109H65ZM64 110V111H65ZM71 110V109H70ZM132 110L135 112V114H131L127 111H131ZM26 111V112H24ZM39 111V110H37ZM53 111V110H52ZM51 111V112H52ZM56 111V109H55ZM61 111V110H60ZM59 111V112H60ZM186 111V109H185ZM203 111V110H202ZM201 111V112H202ZM207 111V110H206ZM210 111V110H209ZM249 111V110H248ZM57 112V114L59 113ZM73 112V111H72ZM184 111L182 110V113ZM188 112V111H187ZM191 112V111H190ZM71 113V112H69ZM76 114V112H74ZM114 113V112H113ZM161 113H163L164 115H162ZM189 113V112H188ZM39 114V113H37ZM42 114V113H41ZM63 114V113H62ZM190 114V113H189ZM32 115V116H31ZM44 115V114H43ZM47 115V114H46ZM68 115V113L66 114ZM71 115V114H70ZM74 115V114H73ZM159 115H162L159 116ZM192 115V114H191ZM25 116V117H23ZM187 116V114H186ZM24 118V120L21 122V118ZM56 117V116H55ZM59 117H62L61 115ZM59 117H57V120L59 119ZM183 117V119H182ZM44 117L41 116V120ZM53 118V117H52ZM67 118V117H66ZM70 118V116H69ZM71 118H74L71 117ZM70 118V120H71ZM201 118V117H200ZM28 119V120H27ZM63 119V118H62ZM118 119L120 121H118ZM55 120V119H54ZM56 120V123H58ZM68 121V119H66ZM64 119V121H66ZM69 120V121H70ZM188 120V121H187ZM27 121V122H26ZM29 121V122H28ZM59 121V120H58ZM194 122V121H193ZM44 123V122H43ZM55 123V122H54ZM53 123V125H54ZM58 124H62L59 123ZM68 124V123H65ZM64 124V126H65ZM70 124V123H69ZM66 126L69 127L71 125ZM190 124V125H189ZM73 125V123H72ZM178 125H182V127L184 128H177ZM189 125V126H188ZM202 125V124H201ZM59 126V125H57ZM61 126V125H60ZM111 126L113 129H108L107 127ZM36 127V126H35ZM203 127V126H202ZM40 128V127H39ZM53 128V127H52ZM198 128V127H197ZM48 129V128H47ZM46 129V130H47ZM57 129V128H56ZM55 129V132H58ZM70 129V128H69ZM194 130V129H193ZM260 130V129H259ZM48 131V130H47ZM47 131H43V135L40 134L42 131H39V136H41V141H45L47 139L50 138V136L47 135ZM32 132V131H31ZM36 132V131H35ZM189 132H191L189 130ZM62 133V134H61ZM25 134V133H24ZM28 134V133H27ZM31 134V133H30ZM124 134L126 135V137L128 138L127 141H123L122 143H119L118 139L120 137H124ZM177 134V135H176ZM31 136V135H30ZM178 136V137H177ZM27 137V135H26ZM48 137V138H47ZM180 137V138H179ZM198 137V136H197ZM121 138V139H122ZM120 139V140H121ZM197 139V138H195ZM202 139V138H200ZM73 140V139H72ZM188 141V142H187ZM196 141V140H195ZM198 141V139H197ZM257 144H259L262 148L264 147V142H261L260 140H254ZM40 142V141H39ZM153 142V140H152ZM44 143V142H43ZM150 143V144H149ZM189 143V144H188ZM29 144V142H28ZM32 144V143H31ZM39 144V143H38ZM55 144V143H53ZM256 144V145H257ZM37 145V144H36ZM43 145V144H42ZM49 145V144H48ZM155 145V143H154ZM252 145V143H251ZM255 145V143H254ZM258 145V146H259ZM25 146L27 147V145L25 144ZM45 146V145H44ZM75 147V145H73ZM155 146V147H156ZM25 147V148H26ZM39 147V145H38ZM51 146H49L50 148ZM53 147V146H52ZM261 147H259L261 149ZM32 148H34L32 146ZM31 148V150H32ZM40 148V147H39ZM55 148L57 149V147L55 146ZM30 149V148H29ZM52 149V148H51ZM156 149V150H155ZM195 149V148H194ZM9 150V149H8ZM11 150V149H10ZM9 150V151H10ZM13 150V148H12ZM17 150V149H16ZM35 150V148H34ZM37 150V149H36ZM30 151V150H29ZM57 151V150H56ZM55 151V152H56ZM262 151V150H261ZM12 152V151H11ZM33 152V150H32ZM38 152V151H37ZM88 154V156L85 153ZM152 152V151H151ZM20 152H12L13 155L18 156ZM153 153V152H152ZM249 153V152H248ZM29 154V153H28ZM189 155H191L190 153H188ZM247 154V153H246ZM250 154V153H249ZM73 155V154H72ZM144 155V156H143ZM4 156V155H3ZM52 156V157H51ZM160 156V155H159ZM158 156V157H159ZM258 156V155H257ZM33 157V156H32ZM31 157V159H32ZM165 157V156H164ZM262 157V156H261ZM8 158V157H7ZM149 158V157H148ZM157 158V157H156ZM191 158V157H190ZM247 158V156H245V159ZM250 158V157H248ZM255 158V157H254ZM263 158V157H262ZM26 159V158H25ZM28 159V158H27ZM42 159V158H41ZM84 159V160H85ZM152 159V158H151ZM151 159L149 161H151ZM244 159V161H245ZM259 160L261 159L260 156L258 158ZM29 160V159H28ZM33 160V159H32ZM36 160V158H35ZM38 160V159H37ZM48 160V162L50 163V161ZM125 160V161H126ZM257 160V159H256ZM8 161V160H6ZM110 161V162H109ZM148 161V160H147ZM159 161V160H158ZM242 161V160H241ZM258 161V160H257ZM124 162V161H123ZM161 162V161H160ZM158 162V163H160ZM42 163V162H41ZM40 163V164H41ZM131 164H128V167H130L133 163L130 162ZM145 163V162H144ZM147 163V162H146ZM152 163V161H151ZM156 163V162H154ZM258 163V162H257ZM263 163V162H262ZM30 164V163H29ZM44 164V163H43ZM162 164V163H161ZM248 164V163H247ZM261 164V161H260ZM151 165V164H149ZM254 165V164H253ZM262 165V164H261ZM138 166V164L136 165ZM147 166V165H146ZM157 166V165H156ZM160 166V165H159ZM250 166V165H249ZM125 167V166H124ZM135 167V166H133ZM133 167L131 166V169H133ZM143 167V166H142ZM140 167V169L142 168ZM153 167V166H152ZM17 168V167H16ZM146 168V167H145ZM144 168V169H145ZM159 168V167H158ZM162 168V167H161ZM21 169V168H20ZM24 169V168H23ZM154 169V168H152ZM22 170V169H21ZM25 170V169H24ZM128 170V169H127ZM135 170V169H134ZM138 170V169H137ZM148 170V169H147ZM166 170V169H165ZM18 171V170H17ZM51 171V172H50ZM155 171V170H154ZM169 171V170H167ZM29 172V171H27ZM103 172H106L105 174ZM132 171H130L131 173ZM147 172V171H145ZM260 172V171H259ZM18 173H21V171H19ZM25 173V172H24ZM149 173V172H148ZM154 173V172H153ZM152 173V174H153ZM160 173V169L158 171V174ZM164 173V172H163ZM162 173V174H163ZM166 173V172H165ZM164 173V174H165ZM170 173V172H169ZM26 174V173H25ZM158 174L156 176H158ZM161 175V176H164ZM168 174V173H167ZM35 175V176H32ZM88 175V173H87ZM86 175V176H87ZM131 175V174H130ZM170 176V174H168ZM167 175V176H168ZM239 175V174H238ZM75 176V177H74ZM85 176V177H86ZM148 176V175H147ZM149 176L150 175L149 173ZM148 176V177H149ZM155 176V177H156ZM90 177V175H89ZM95 177V176H93ZM101 177V176H100ZM100 177H98L99 179H101ZM135 177V176H134ZM17 178V177H16ZM56 178V179H55ZM75 179V181H71L72 179ZM88 178V176H87ZM92 178V177H91ZM98 178H93V180L97 181ZM107 178V177H106ZM158 178V177H157ZM162 178V177H161ZM160 178V179H161ZM19 179V178H18ZM113 179V180H112ZM115 179V180H114ZM131 179V178H129ZM0 180V181H1ZM56 180V181H55ZM78 180V181H77ZM92 180V181H93ZM151 180H156V179H151ZM158 180V179H157ZM88 183H90V180H87ZM169 181V180H168ZM103 182V180H102ZM129 182V181H128ZM105 183H107V181H105ZM150 183H152L151 192H155L157 189V185L154 186L153 182L151 181ZM158 183V182H157ZM99 184H100V180H99ZM131 184V183H129ZM187 184V183H186ZM1 186V185H0ZM90 186V185H89ZM102 186V185H101ZM104 186V185H103ZM102 186V187H103ZM107 186V184H106ZM114 186V185H113ZM160 186V184H159ZM162 186H165V183L162 184ZM169 186V185H168ZM166 186V187H168ZM139 187V188H138ZM147 187V186H146ZM79 188H82L79 189ZM110 188V187H109ZM150 188V187H149ZM154 188V189H153ZM162 188V187H161ZM169 188V187H168ZM77 189V190H76ZM92 189V190H91ZM105 189V188H104ZM103 189V190H104ZM160 189V188H159ZM3 190V189H2ZM6 190V189H5ZM108 190V188L106 189ZM143 190V189H142ZM168 190V189H167ZM4 191V190H3ZM78 191V192H79ZM110 191V190H109ZM146 191V190H145ZM149 191V192H150ZM162 191V190H161ZM171 191V190H169ZM168 191V192H169ZM182 193L183 192H188V188L186 186H183L182 189L180 190ZM6 192V191H4ZM59 192V193H60ZM79 192V193H80ZM172 192V191H171ZM18 193V194H20ZM56 193V194H59ZM114 193V191H113ZM179 193L178 192H173V195ZM22 194V193H21ZM26 194V193H25ZM23 194V195H25ZM40 194V193H39ZM46 194V193H45ZM51 194V193H50ZM66 194V193H65ZM77 194V192H76ZM130 194V193H128ZM140 194V193H139ZM145 194V193H144ZM49 195V193L47 194ZM62 195V194H61ZM60 195V196H61ZM64 195V194H63ZM62 195V196H63ZM67 195V196H68ZM75 195V194H74ZM78 195V194H77ZM80 195V194H79ZM102 195V194H101ZM107 195V194H106ZM133 195V194H132ZM151 195V194H150ZM154 196H156L155 194H153ZM27 196V195H26ZM31 196V195H29ZM28 196V197H29ZM33 196V195H32ZM36 196V195H35ZM34 196V197H35ZM40 196V195H38ZM38 196H36L37 198H39ZM44 196V194H43ZM52 196V195H50ZM59 196V195H58ZM76 196V195H75ZM84 196V195H83ZM129 196V195H128ZM131 196V194H130ZM142 195H140L141 197ZM21 197V196H20ZM25 197V198H28ZM57 197V196H56ZM55 197V198H56ZM66 197V196H65ZM108 197V196H107ZM181 197V196H180ZM41 198V197H40ZM45 198V197H44ZM84 198V197H83ZM91 198V196H90ZM130 198V197H129ZM139 198V197H138ZM147 198V197H145ZM149 198V197H148ZM164 198V197H163ZM14 199V198H13ZM16 199V198H15ZM20 200V198H18ZM18 199H16V201H18ZM24 199V198H23ZM69 199V198H68ZM85 199V198H84ZM88 199V197H87ZM95 199V198H94ZM99 199V198H98ZM105 199V198H104ZM110 200V198H107ZM137 199V198H136ZM173 199V198H172ZM22 200V199H21ZM26 200V199H25ZM28 200V199H27ZM37 200V199H36ZM41 200V199H40ZM47 200V199H46ZM53 200V199H52ZM60 200V199H59ZM70 200V199H69ZM77 200V199H76ZM100 200V199H99ZM108 200V201H109ZM120 200V199H119ZM156 200V199H155ZM23 201V200H22ZM38 201V200H37ZM44 201V200H43ZM49 201V199H48ZM56 201V200H55ZM63 201V200H62ZM65 201V200H64ZM106 201V199H105ZM123 201V200H122ZM154 201V200H152ZM172 201V200H170ZM183 201V200H182ZM21 202V201H20ZM19 202V203H20ZM28 202H31L28 201ZM54 202V201H52ZM97 202V201H96ZM104 202V201H102ZM110 202V201H109ZM114 203V205H116L117 202L112 201L111 199V203ZM155 202V201H154ZM24 203H27L26 201H24ZM41 203V202H39ZM45 204V202H43ZM65 202H63L64 204ZM69 203V202H68ZM99 203V202H97ZM96 203V204H97ZM106 203V202H105ZM124 203V202H123ZM23 204V203H22ZM36 204V203H35ZM33 204V205H35ZM42 204V203H41ZM43 204V205H44ZM49 204V203H48ZM59 204V202H58ZM57 204V205H58ZM63 204L60 203V205H62L61 207H63ZM66 204V203H65ZM64 204V205H65ZM72 204V202H71ZM76 204V203H75ZM99 204H102L101 202ZM110 204V203H109ZM107 204V205H109ZM147 204V203H146ZM145 204V205H146ZM47 205V204H46ZM45 205V207H46ZM51 205V204H50ZM48 205V208H50ZM54 205V203L52 204ZM74 205V204H73ZM125 205V204H124ZM150 205V204H149ZM19 206V205H18ZM22 206V205H21ZM24 206V205H23ZM30 206L32 207V205L30 204ZM56 206V205H55ZM66 206V205H65ZM70 206V205H68ZM72 206V205H71ZM97 206V205H96ZM101 206V205H100ZM105 206V205H104ZM119 202H118V207H119ZM38 207V206H37ZM74 207V206H73ZM111 207V206H110ZM122 207V206H121ZM24 208V207H23ZM66 209V207H64ZM70 208V207H69ZM143 208V207H142ZM47 209V208H45ZM53 209V208H52ZM58 209V207H57ZM60 209V208H59ZM76 209V208H74ZM78 209V208H77ZM76 209V210H77ZM82 209V208H81ZM84 209V208H83ZM93 209V208H92ZM99 209V208H98ZM114 209V208H113ZM54 210V209H53ZM62 209H60L59 211H61ZM73 210V209H72ZM80 210V209H79ZM95 210V209H93ZM92 210V212H93ZM118 210V209H117ZM43 211V210H42ZM58 211V210H57ZM64 211V210H63ZM66 211V210H65ZM64 211V212H65ZM70 211V210H68ZM96 211V210H95ZM82 212V210L80 211ZM89 212V211H88ZM91 212V213H92ZM142 212V211H141ZM24 213V212H23ZM43 213V212H42ZM46 213V212H44ZM49 213V212H48ZM55 213V211H54ZM78 213V212H77ZM84 214V211L82 212ZM99 213V220L106 219L109 218L112 220V222L116 223L117 221L121 222V225H124V222L126 219H124V217H122L121 215H116L115 217L112 214L111 208H109L108 210L104 209V208H100L98 210ZM58 214V213H56ZM67 214V213H65ZM76 214V213H75ZM51 214L49 213L48 216H50ZM70 215V214H67ZM72 215V214H71ZM70 215V216H71ZM94 215V214H93ZM129 215V214H128ZM43 216V215H42ZM55 216V215H53ZM62 216V215H60ZM76 216V215H74ZM78 216V214H77ZM91 216V215H90ZM51 217V216H50ZM73 217V216H72ZM70 217V218H72ZM81 217V216H80ZM126 217V216H125ZM42 218V217H41ZM52 218V217H51ZM57 218V217H54ZM53 218V219H54ZM69 218V219H70ZM84 218V217H83ZM89 218V216L87 217ZM94 218V217H93ZM61 219V218H60ZM74 219V218H73ZM85 219V218H84ZM63 220L65 221L66 218ZM94 220V219H93ZM128 220V219H127ZM57 221V219H56ZM75 221V220H74ZM77 221V220H76ZM75 221V222H76ZM92 221V219H91ZM97 221V220H96ZM99 223H103V222ZM63 222V221H62ZM66 222V221H65ZM68 222H71L68 221ZM83 222V221H82ZM90 222V221H89ZM126 222V221H125ZM47 223V222H46ZM67 223V222H66ZM81 223V222H80ZM87 223V222H86ZM91 223V222H90ZM89 223V224H90ZM93 223V222H92ZM84 224V223H83ZM103 225V224H102ZM134 225V224H133ZM95 226V223H94ZM76 228V227H75ZM101 228V227H100ZM99 228V229H100ZM120 228V227H119ZM134 228V227H133ZM98 229V230H99ZM101 230V229H100ZM99 230V231H100ZM121 230V229H120ZM97 231V228L96 230ZM98 231V232H99ZM123 231V230H122ZM102 233V231H100ZM99 232V233H100ZM95 232V235L99 234ZM128 233V232H127ZM100 235V234H99ZM98 235V236H99ZM105 235V234H104ZM101 236V235H100ZM133 235H131L132 237ZM101 238V237H99ZM103 238V237H102ZM100 240V239H99ZM98 240V242H99ZM94 241V240H93ZM97 242V241H96ZM102 242V240H101Z\"/></svg>", "mask_w": 264, "mask_h": 264}, {"label": "water", "instance_id": "95a60500", "mask_svg": "<svg viewBox=\"0 0 264 264\" xmlns=\"http://www.w3.org/2000/svg\"><path fill=\"white\" fill-rule=\"evenodd\" d=\"M254 78H260L264 80V66H260L252 72Z\"/></svg>", "mask_w": 264, "mask_h": 264}]
</instances>
